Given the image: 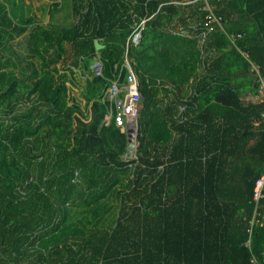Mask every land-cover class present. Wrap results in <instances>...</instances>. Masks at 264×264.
<instances>
[{
	"label": "trees",
	"instance_id": "trees-1",
	"mask_svg": "<svg viewBox=\"0 0 264 264\" xmlns=\"http://www.w3.org/2000/svg\"><path fill=\"white\" fill-rule=\"evenodd\" d=\"M67 1L76 25L36 24L28 34L40 74L19 79L0 64V264H264V226L254 228L247 246L253 190L264 173V102L243 105L230 79L249 78V60L264 77V0H211L225 31L215 26L206 39L218 55L184 119L161 106L155 70L168 66L170 73L172 66L165 79L176 85L195 74L204 2L186 5L199 29L187 37L167 28L188 0ZM143 19L136 46L130 39ZM5 20L0 53L9 44ZM96 39L105 49L96 51ZM158 42L171 50V64L149 52ZM69 52L84 70L99 56L102 75H94L91 96H104L118 78L124 83L125 58L132 60L144 104L136 152L127 129L102 124L107 103H94L91 116L68 106V78L60 71ZM254 121L259 135L247 148L241 129H253ZM228 183L232 194L223 192Z\"/></svg>",
	"mask_w": 264,
	"mask_h": 264
},
{
	"label": "crops",
	"instance_id": "crops-1",
	"mask_svg": "<svg viewBox=\"0 0 264 264\" xmlns=\"http://www.w3.org/2000/svg\"><path fill=\"white\" fill-rule=\"evenodd\" d=\"M62 0H40L39 1V6L36 5V13H34V16H29L28 18H24L23 20H19L18 18L14 17L13 15H6V20L5 22L9 23L4 26V34L6 35V40L9 41L8 48L6 47L5 51L0 53V64L3 65V69L11 74H13L16 78L23 79L27 78L30 76L33 71L36 69L39 71V74L41 72L40 68L42 66V62L38 57H33L30 55V53L27 50V39H28V34L31 31V27L33 25L39 24V25H55L59 27H73L78 23V18L73 14L72 11V5L66 0L67 2V10L68 12L63 9V3L64 1L60 4L58 9H54V11H50L52 9L51 6H53L54 3L60 2ZM200 1V0H188L185 2H174L175 4H181L183 5V13L184 15L182 17H176L170 26L167 28L168 31L176 34V35H182V36H187L191 37L193 36V32L199 30L198 27L196 26L197 23V18H191L190 14L191 10L190 7H187L186 5L194 4L195 2ZM204 2V7L203 10H206L209 12L211 10L212 12L215 13V6L212 5L211 0H201ZM28 2V0H27ZM46 2L50 3L49 8L47 9L45 18L46 21L43 22L42 20V14L40 12H43L45 8L49 5L46 4ZM30 4H33L31 2ZM208 14V13H207ZM216 14V13H215ZM193 16V15H192ZM190 17V18H189ZM2 18V17H0ZM61 18H67L69 21L67 23H61L59 22V19ZM236 18V17H235ZM32 19V21L29 23L30 25L27 26L28 29L21 33L20 32V27H22L27 21ZM12 20V21H11ZM141 22H144V24L147 22V19H143ZM205 23V22H204ZM205 26V25H204ZM218 26L221 30L225 31L224 25H217L215 23H212L209 27H205L202 30L201 33V47H199L201 54H200V62L198 63L197 70L195 71L194 75H191L189 82L182 83L180 85H176L172 81H169V78L172 72V66L171 70L169 73L168 66L160 70H155V73H159V75L156 76V78H159L156 80V83L154 84L155 86L158 87L159 93L157 95V98L161 100V106L163 107L164 110L167 111L170 110L171 112H174V110L177 109L179 111L176 115V117L181 115V119L183 118L182 115L183 113L187 110V107H192L190 106L191 104V98H193L194 95H196V88H197V82L198 80L203 77L206 74L207 69L209 68L211 62L215 60L216 56L218 55L217 51L214 48H210L207 44V38L209 34L211 33V30L215 27ZM2 27H0V32L2 31ZM19 31L20 34H17ZM143 32V31H142ZM142 32L140 34V37L138 39L134 38V33L131 36V39L134 45H138L142 39ZM238 38H241L242 35H238ZM98 41L100 43V49L96 48V43L95 41ZM94 41L95 43V49L97 52H99L102 49H105V44L102 43V41L96 39ZM231 44L229 45V48H232V46H236V41L230 36ZM151 43V42H150ZM161 42H158V44L152 48L150 47L149 52L151 54L156 55L155 61H159L160 58L166 59L169 64L172 62V52L166 44L160 45ZM67 48L68 51H71V44L67 43ZM241 53L245 56L247 60H249V57L247 56L246 53L242 52ZM182 54V53H181ZM188 54V53H187ZM69 58L66 60L65 65L63 66V69L60 72H63L66 74V78H68V81L66 82L67 85V104L68 106L75 105L78 107L81 112L85 116H91L93 112V106L94 103H100V105L104 106L105 103L108 104L106 108V116L102 122L105 125H110L112 123L115 124L113 120V115L115 114V110L113 107V104L106 99L105 93L104 96L103 94H96L95 96H91L89 94V86L94 78V75L96 74L89 68V70H84L82 69L79 65L72 64L71 61L73 59L78 58L77 56L71 57L70 52L68 53ZM78 55V54H77ZM79 56V55H78ZM181 56V55H180ZM179 56V58H180ZM34 59H37L38 62ZM100 61L99 56L94 59ZM148 60H154L152 57H149ZM93 61V62H94ZM92 62V63H93ZM101 62V61H100ZM251 64V69L249 70V73L247 75L249 78H230L232 81V84H239V88L241 90L240 93V101L242 102L243 105H249V104H257V103H262L264 102V77L260 74V66L257 65L256 63L252 62L249 60ZM91 63V64H92ZM125 66L129 72V69H132L135 73L136 71L132 67V60L129 57L125 58ZM152 64V63H151ZM150 64V65H151ZM157 65V64H156ZM28 66L32 67L31 70H28ZM57 66H61V64H57ZM35 67V68H34ZM258 67V69H257ZM231 70H236V68H233ZM231 70L227 71L230 72ZM236 71H234L235 73ZM186 73V72H185ZM184 73V74H185ZM233 73V74H234ZM239 73V72H238ZM137 75V73H136ZM162 75V76H160ZM138 76V75H137ZM173 76V75H172ZM179 74L175 76V78H178ZM182 76V74H181ZM184 76V75H183ZM38 77V76H37ZM139 78V77H138ZM164 78V79H160ZM117 80L120 81L118 78ZM121 82V81H120ZM125 83V82H124ZM123 84V83H122ZM179 84V83H177ZM141 85V83H140ZM104 97V98H103ZM106 100V101H105ZM215 103V100L213 101ZM189 104V105H188ZM141 111L144 109V104L142 103L141 100ZM194 106L197 107V104ZM167 113V112H166ZM191 113V112H190ZM141 114V113H140ZM207 118H210V116H207ZM139 119V118H138ZM176 119V118H175ZM184 119V118H183ZM218 122L220 124V121L218 119ZM252 127L249 126H244V130H242V134L240 135V139L242 140L240 143L246 145L248 148L249 146H252L256 140V135L258 136V128L261 125L259 121H254L252 123ZM116 126V124H115ZM117 127V126H116ZM120 129V127H118ZM246 128V129H245ZM139 129V128H138ZM121 130V129H120ZM123 131V130H122ZM260 131H262L260 129ZM136 135V134H135ZM135 140L136 144H133L136 146V149H133V151L136 152L137 147L139 145L137 135L135 138L132 139V141ZM264 174V173H263ZM235 188L234 185H231L230 183L227 184V186H223V192H226L228 194H232L234 191H232ZM253 202V199H252ZM254 203V202H253ZM230 204V203H229ZM261 204V201L259 205ZM260 211V208H259ZM239 218H241V215H238ZM253 218V217H252ZM251 220L249 221V228H251ZM260 218H261V224L260 225H255L253 226L252 231H248L249 240L247 242V246L250 248L251 245V235L255 227H263L264 226V210L260 212ZM242 220H244V216L242 217ZM248 228V230H249ZM254 263H258L256 260V257L253 258L252 260Z\"/></svg>",
	"mask_w": 264,
	"mask_h": 264
},
{
	"label": "built area",
	"instance_id": "built-area-1",
	"mask_svg": "<svg viewBox=\"0 0 264 264\" xmlns=\"http://www.w3.org/2000/svg\"><path fill=\"white\" fill-rule=\"evenodd\" d=\"M212 23L217 25H223V18L211 10L205 17V27H209ZM145 24L141 22L137 25L134 32V38L138 39L141 32L144 30ZM90 69L96 75H102V63L95 60L91 65ZM258 69V67H257ZM264 86V84H263ZM106 99L113 104L115 114L114 121L118 127H122L128 130H133L135 133L138 132V118L141 113V94H140V80L136 73L129 69L125 83H121L119 80L111 81L108 86L106 93ZM264 198V174H262L255 183L253 190V202H254V213L251 221V228L248 231H252L253 226L260 225V201Z\"/></svg>",
	"mask_w": 264,
	"mask_h": 264
},
{
	"label": "rangeland",
	"instance_id": "rangeland-1",
	"mask_svg": "<svg viewBox=\"0 0 264 264\" xmlns=\"http://www.w3.org/2000/svg\"><path fill=\"white\" fill-rule=\"evenodd\" d=\"M40 0H0V17H6V15H13L14 17L18 18L19 20H22L24 18H28L29 16H34V11H36V5L39 6ZM66 1V0H65ZM33 2V4H30ZM46 4H49L43 12H40L42 14V18H44L42 21L45 22L46 18V12L47 9L50 6V3L46 2ZM63 9H65L68 12L67 8V2L63 3ZM69 20L67 18H61L59 19V22L61 23H67ZM38 62L37 59H34ZM235 79V78H234ZM128 137L131 141L132 148L136 149V146L133 144L135 143V140L132 141L133 138H135V132L133 130H128Z\"/></svg>",
	"mask_w": 264,
	"mask_h": 264
},
{
	"label": "water",
	"instance_id": "water-1",
	"mask_svg": "<svg viewBox=\"0 0 264 264\" xmlns=\"http://www.w3.org/2000/svg\"><path fill=\"white\" fill-rule=\"evenodd\" d=\"M95 43H96V48L100 49V46H102V45H100V43L97 40L95 41Z\"/></svg>",
	"mask_w": 264,
	"mask_h": 264
},
{
	"label": "bare ground",
	"instance_id": "bare-ground-1",
	"mask_svg": "<svg viewBox=\"0 0 264 264\" xmlns=\"http://www.w3.org/2000/svg\"><path fill=\"white\" fill-rule=\"evenodd\" d=\"M190 18V17H189ZM113 119H114V116H113ZM136 135H137V133H136Z\"/></svg>",
	"mask_w": 264,
	"mask_h": 264
}]
</instances>
